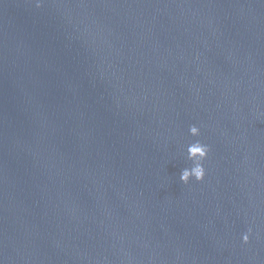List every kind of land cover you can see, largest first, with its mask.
Listing matches in <instances>:
<instances>
[{
  "label": "water",
  "instance_id": "obj_1",
  "mask_svg": "<svg viewBox=\"0 0 264 264\" xmlns=\"http://www.w3.org/2000/svg\"><path fill=\"white\" fill-rule=\"evenodd\" d=\"M0 264H264V0H0Z\"/></svg>",
  "mask_w": 264,
  "mask_h": 264
},
{
  "label": "clouds",
  "instance_id": "obj_2",
  "mask_svg": "<svg viewBox=\"0 0 264 264\" xmlns=\"http://www.w3.org/2000/svg\"><path fill=\"white\" fill-rule=\"evenodd\" d=\"M189 132L193 136L200 135V128L193 124L189 128ZM210 151V146L204 144L203 142L197 140L191 143L187 147L188 157L193 161V165L191 167H185L182 169L179 179L181 182L187 184L193 178L197 181H203L206 176V168L204 166L203 161L207 158L208 153ZM251 230H249L250 232ZM243 241L247 243L250 240L249 233H245L242 237Z\"/></svg>",
  "mask_w": 264,
  "mask_h": 264
}]
</instances>
